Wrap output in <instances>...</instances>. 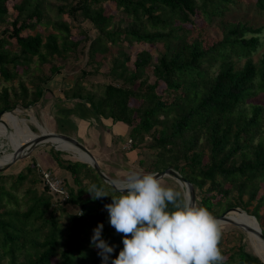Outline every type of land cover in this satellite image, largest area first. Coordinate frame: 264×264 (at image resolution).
<instances>
[{
	"label": "trees",
	"instance_id": "trees-1",
	"mask_svg": "<svg viewBox=\"0 0 264 264\" xmlns=\"http://www.w3.org/2000/svg\"><path fill=\"white\" fill-rule=\"evenodd\" d=\"M48 1L0 0V113L17 104L28 108L43 96L38 83L29 89L20 79L28 75L33 58L40 67L49 65L51 80L61 68L51 64L50 58L65 59L82 40L89 42L87 53L94 62L116 48L112 71L131 88L110 84L96 96L78 84L85 77L82 72L76 85L64 91L66 98L87 103L98 118L127 125L132 149L148 138L150 144L144 149L156 152L158 162L165 163L153 171L171 166L173 156L183 158L184 165L175 169L194 188L206 187L200 206L213 216L240 208L259 225L258 207H250L264 202V132L260 131L264 107L251 101L264 96V53L258 66L249 57L263 46L264 26L226 17L240 7L264 15V0H79L75 6L63 4L54 9ZM45 12H53L54 18L45 20ZM77 12L97 30L94 38L75 40L71 24L62 16ZM116 14L126 19L124 29L110 28ZM211 28L219 30V36H209ZM235 58H247L241 69H235ZM203 139L206 150H198ZM48 152L78 186L77 190L67 188L63 204L77 205L83 215H68V236L60 249L56 211L44 220L51 199L47 188L31 198L24 211L4 209L0 213V264L6 258L7 264H101L98 249L90 246L92 235L83 236L86 228L92 233L98 223L104 225L102 237L115 246L110 254L114 259L123 247L122 236L109 225L107 212L94 210L92 204L106 199H92L82 186L81 170H91L95 184L112 195L114 188L88 164L63 160L52 147ZM34 168L41 176L36 164ZM6 177L0 174V180ZM16 178L21 182L26 176L19 172ZM2 196L7 203H17L1 188L0 200ZM45 226L49 232L42 238ZM259 227L264 236V225ZM234 233L240 235L235 251L218 245L224 264H264L245 250L242 233Z\"/></svg>",
	"mask_w": 264,
	"mask_h": 264
},
{
	"label": "rangeland",
	"instance_id": "rangeland-1",
	"mask_svg": "<svg viewBox=\"0 0 264 264\" xmlns=\"http://www.w3.org/2000/svg\"><path fill=\"white\" fill-rule=\"evenodd\" d=\"M78 1L79 0H65L63 2L60 0H49L48 2L51 4L52 8L54 9L56 6H60L63 4L75 6V4ZM44 15H45L44 17L45 20L46 19L51 20L52 18H54L53 12L52 13L45 12ZM62 18L63 20L71 24L72 33L74 34L75 40H81L80 38L84 36L92 39L98 34L93 24L89 22L87 19L83 18V15L80 12H77L72 16L65 14L64 16H62ZM226 18L234 19V20L241 18L244 19L245 21H249L255 27L264 26V15H259L258 13H256L251 9L247 11L246 9H243V7L233 8ZM125 26H126V19L124 18V16L120 14H116L114 16L110 28L116 29L120 27L121 29H124ZM2 28L3 25H0V34L2 32ZM219 33L220 31L217 30L216 28H211L208 30L209 36H212L213 34L219 36ZM260 37L263 43L262 48L257 53L249 57L252 63L256 66L259 65L260 59L264 53V30L262 31ZM88 45H89L88 41L86 42V40H82L80 41L77 48L75 50H72L71 53L65 59L50 58L49 61L51 64L58 65L59 68H61L60 74L55 75L54 77L51 78V80L48 78L49 65L40 67L39 63L37 62V59L33 58V62L30 65L28 71V75L21 76L20 79L26 84V86L29 87V89L31 88V85L34 82L38 83V85H40L44 90L46 88L49 90L61 89L59 92L60 97L59 96L52 97L47 91H43V97H41V99L37 103L29 106L28 108H23L20 104H17V106H15L14 109L7 112H1L0 113L2 114L1 118L5 113H13L20 120H22L23 124L26 125L28 129L35 135L41 134V128H44V130H47L49 132L65 134L77 139L86 148H88V150L97 160L102 171L106 174V176H108L113 181L122 178L124 174L129 171L156 173V171H153L152 168L153 167L162 168V166L165 165V163L158 162V156L156 155V152L144 149L148 144H150V140L148 138L145 137L143 142L141 141L139 143L138 149H132L131 148L132 142L129 139L130 137L128 135V133L130 132V128H128L126 134L128 135V138L120 142L116 137V135H114L113 132L111 133L110 129L105 124H103L102 122L100 123L90 122L88 123L86 134L87 133L93 134V136H90L92 141L89 143V141L86 138L82 137V135L84 134H82V132L78 129V125L76 123L71 122L69 120H62V119L55 120L53 115L54 113H51L52 111H55V109L52 108V106L55 105L56 103L54 102L55 99H60L64 103L69 102L71 104H74L77 101L76 99H71V98L67 99L64 94V91L76 85V82L81 77L82 72H85V77L80 82H78V84L84 88L85 92H90L96 96H101L104 92V87L110 84L114 86L124 85L127 86L128 88H131L130 84L124 83L123 79L119 78L118 77L119 75L116 76V74L113 73L112 71L115 60L114 57L117 52V49L112 48L106 55L97 56V58L95 59L96 61L94 62L89 58V55L87 53ZM157 56H158L157 51L153 50L152 57L156 58ZM246 59L247 58H235L234 59L235 69H241L244 66ZM119 72L120 70H118L116 73L119 74ZM16 82L17 81H15L14 86H16ZM251 102L253 104L262 105L264 107V96L259 95L258 97L254 98ZM90 121H93V119ZM260 131L264 132V115L261 122ZM8 133H12L11 137L13 140L17 141V144H19L21 140L25 141V139L22 138L21 135L17 133V131L11 130V128L8 127V130H5L4 132L0 133V137H1L0 157L4 152L11 151L6 144L7 141L5 139H2V137L8 136ZM13 134H16V136H14ZM11 142L13 143L14 141ZM256 142L257 140L254 143ZM206 147L207 146L205 140L204 139L201 140L198 146V150H206ZM38 150L39 152L37 153ZM48 150L49 147L47 146L39 147L38 149L34 150L26 159L17 162L15 165L7 169L5 172L1 173V175H7V177L0 180V189L2 188L3 190L11 193L15 197V200L17 202V203L14 202L7 203L6 197L2 196L0 200L1 214L4 213V209L17 210V211L26 210L29 207V205H31L30 199L33 198L34 196H40V194L43 192L44 188L41 182V176H39V172L34 168V164H36V167H38L37 161L39 160V158L37 157V161L34 160L33 158L35 155L36 156L43 155V152H47ZM60 152H61L60 158H62L63 160L70 162H80L74 158V154L72 152H66L61 150ZM53 157H52L53 166L47 167V169H42V171H46V172L49 171L54 178H57L59 181H61V183L64 186L65 192H67V188H73V190H77L78 186L74 184L73 178L70 175V173L58 167ZM176 157L178 158L177 160L174 159V156L171 157L170 159L171 166H169L168 168H172L179 173V171L175 169V166L181 167L184 165L185 162L183 158H181L180 156L176 155ZM206 157H207V151L205 153V158ZM39 171L41 175V170L39 169ZM161 171L163 170H160L159 172ZM19 172L24 173L26 176V179L21 182L17 181L16 178ZM95 178H96L95 174L89 169H83L80 172V179L82 180V186L85 187L87 190L90 187V185L95 184L94 182ZM160 180L166 186H170L174 188L179 187L185 190L186 192L185 186L181 185L180 182H178L172 176H166ZM102 188L109 196H106L105 197L106 200L100 203L99 205L92 204V206L95 211L107 212L104 209V205L111 203V200L109 198H111L110 196L112 195L111 193L112 191L110 192L107 188L106 189L104 187ZM205 189L206 187H204L202 190ZM194 190L196 196L195 204L200 206V199L204 192L197 188H194ZM48 195L51 196V199L49 200V207L47 208V211H45L44 213V220L50 217L49 214H51L53 211L54 212L56 211L55 220L60 234L59 248L62 249L64 242L67 240L68 230L70 227L68 223V215L77 214L80 212V210L77 205L63 204L64 200L66 199V193L65 195L62 196L52 195L50 193H48ZM257 204L258 203L254 202L253 205L250 207V210L254 209V207L255 208L258 207V214L260 215V224L264 225V202L261 205H257ZM245 214L246 216H248V218H252L253 226H254L255 225L254 216L247 213ZM242 221L250 224V222L247 220H242ZM46 226L44 230L41 231L40 233L42 238L49 232V229ZM234 231H238L239 233L240 232L242 233L241 242L245 245V250L255 254V252L253 251V247L249 242L248 237L250 238V240H254L255 245L257 246V249L259 251V255L256 254L255 255L261 260L260 256L262 255L263 251L256 236H253V233L246 232L241 228L235 227L230 224L222 225V235H221L222 237L219 244L221 245V248L223 247V250L235 251L234 248L236 244L240 242V235H238L237 233L235 234ZM90 235H92L91 230L86 228L85 232L83 233V236H90ZM23 259L24 256L20 255L19 260L22 261ZM7 260L8 259L6 258L2 264H7Z\"/></svg>",
	"mask_w": 264,
	"mask_h": 264
},
{
	"label": "clouds",
	"instance_id": "clouds-1",
	"mask_svg": "<svg viewBox=\"0 0 264 264\" xmlns=\"http://www.w3.org/2000/svg\"><path fill=\"white\" fill-rule=\"evenodd\" d=\"M113 185L111 203L104 209L123 247L112 259L115 246L102 237L104 225L98 223L90 246L98 249L101 264H224L218 246L221 222L206 207L192 203L185 190L141 171L126 172ZM87 192L93 200L109 196L96 184Z\"/></svg>",
	"mask_w": 264,
	"mask_h": 264
},
{
	"label": "water",
	"instance_id": "water-1",
	"mask_svg": "<svg viewBox=\"0 0 264 264\" xmlns=\"http://www.w3.org/2000/svg\"><path fill=\"white\" fill-rule=\"evenodd\" d=\"M0 114V123L2 122ZM52 140H60L65 143H68L72 145L74 148L80 150L82 153H84L89 159H90V164H88L94 171L95 173L101 178L105 183L110 185L111 187L114 188L113 185V180H111L106 174L102 171L100 165L98 164L97 160L95 157L92 155V153L86 148L81 142H79L77 139L65 135V134H60V133H53V132H42L39 135H36L32 140L23 143L19 148L14 150L12 152L11 158L0 165V174L5 172L7 169L15 165L17 162L26 159L34 150L38 149L39 147H52L53 149L60 151L56 148V146L52 143ZM84 163V162H83ZM87 164V163H85ZM157 178L162 179L166 176H172L174 177L178 182H180L181 185H184L186 188V193H187V198L195 204L196 202V196H195V190L194 187L190 182H188L185 178H183L178 172H176L172 168H166L165 170L161 172H156L155 173ZM115 190V188H114ZM230 212H237V213H242L241 210L234 208L226 211L224 214L220 216H214L217 218L221 224H230L235 227L241 228L242 230L246 232L253 233L256 235L264 244V236L261 232V229L254 218V226H249L246 225L243 222H239L232 217L228 216Z\"/></svg>",
	"mask_w": 264,
	"mask_h": 264
},
{
	"label": "crops",
	"instance_id": "crops-1",
	"mask_svg": "<svg viewBox=\"0 0 264 264\" xmlns=\"http://www.w3.org/2000/svg\"><path fill=\"white\" fill-rule=\"evenodd\" d=\"M60 90L61 89L49 90L46 88L43 91H47L52 97H58V96L60 97V93H59ZM54 102H56V103H55V105L52 106V108H54L55 111H52L51 113H54L53 115H54L55 120L56 119L57 120L62 119V120H69L71 122L76 123L78 125V129L82 132V134H84V135H82V137L86 138L89 141V143L92 141L90 136H93V134H89V133H87L88 135L86 134L87 126H88V123H90V122H93V123L102 122L103 124H105L110 129L111 133L113 132V134L116 135V137L118 138V140L120 142H122L128 138L129 133H128V135H126V134H127L129 127L127 125L121 124V123H112L111 120H104V119L98 118L97 116H95L90 111L89 105L85 102L76 101L74 104H71L69 102L64 103L60 99H55ZM92 119H93V121H90ZM14 126H16L15 123H12L8 127L11 128V130H14ZM8 127L5 130H8ZM93 129H95V128H93ZM45 131L47 133L49 132L47 130H45ZM11 134L12 133H8V136L2 137V139H5L7 141L6 144L10 148L11 151L10 152H4L2 154V156L0 157V165L7 162L11 158L12 152L14 150L19 148L23 143H26V141L21 140L20 143L17 144V141L12 139ZM13 135L16 136V134H13ZM11 141H14V142L12 143ZM38 152H39V150L37 151V153ZM37 157L39 158L38 161L40 163L37 161ZM33 159L37 161V166H38L37 168H39L41 171H42V169H47V167L53 166L52 156L48 151L43 152V155H39V156L35 155Z\"/></svg>",
	"mask_w": 264,
	"mask_h": 264
},
{
	"label": "bare ground",
	"instance_id": "bare-ground-1",
	"mask_svg": "<svg viewBox=\"0 0 264 264\" xmlns=\"http://www.w3.org/2000/svg\"><path fill=\"white\" fill-rule=\"evenodd\" d=\"M16 123V126H14V130L17 131L21 135L22 138L25 139L26 142L32 140L36 135L32 133L26 125L23 124L22 120H20L15 114L13 113H5L2 116V122L0 123V133H2L10 124ZM26 131V132H25ZM42 132H45L44 128H41ZM46 133V132H45ZM52 143L56 146L58 150L61 151H66V152H72L74 154V158L80 162H84L87 164H90V159L82 153L80 150L74 148L72 145L65 143L60 140H52ZM186 193V192H185ZM187 197V193H186ZM233 219L243 222L242 220H247L250 222V224L245 223L246 225L253 226V221L252 218H248L244 212L242 213H237V212H232L229 214ZM224 225V224H222ZM253 236H256L253 234ZM258 242L261 245L262 248V255L260 256L261 261L264 263V244L263 242L256 236ZM250 244L253 247V251L255 252L256 255H259V251L257 249V246L255 245L254 240H250L248 237Z\"/></svg>",
	"mask_w": 264,
	"mask_h": 264
},
{
	"label": "built area",
	"instance_id": "built-area-1",
	"mask_svg": "<svg viewBox=\"0 0 264 264\" xmlns=\"http://www.w3.org/2000/svg\"><path fill=\"white\" fill-rule=\"evenodd\" d=\"M41 182L44 188L48 189V192L52 195H67L64 190V186L57 178H54L49 171H41Z\"/></svg>",
	"mask_w": 264,
	"mask_h": 264
}]
</instances>
